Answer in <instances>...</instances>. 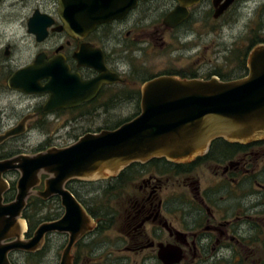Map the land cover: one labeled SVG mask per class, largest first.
Listing matches in <instances>:
<instances>
[{"label": "flooded vegetation", "instance_id": "flooded-vegetation-1", "mask_svg": "<svg viewBox=\"0 0 264 264\" xmlns=\"http://www.w3.org/2000/svg\"><path fill=\"white\" fill-rule=\"evenodd\" d=\"M249 1L200 0L178 12L182 8L177 0H143L122 19L97 26L83 37L53 31L61 26L57 0H52L54 10L50 14L33 9L27 23L36 11L54 21L45 40L37 42L27 32L31 39L27 50L21 51L12 43L0 47V138L12 134L0 142V161L27 156L24 147H28L36 128L55 127L49 134L52 139L42 141L36 155L69 148L88 134L117 130L140 115L141 90L155 79L222 81L232 77L237 70V51L230 48L223 52L230 56L225 58L229 74L216 70L203 78L202 42L205 36L221 39L224 30L231 32L238 12L248 10ZM27 3L0 0V22L17 19L19 15L12 9ZM262 9L264 13V0ZM257 46H264V35L251 36L243 53L249 54ZM35 63L42 77L38 82L41 92L28 94L24 92L28 90L25 77L15 76ZM48 67L55 70L54 80L43 72ZM49 83V91L44 90ZM125 106H132L134 113L121 119ZM110 120L118 122L109 126ZM101 121L103 128H91ZM226 143L229 152L222 155L216 150L213 158L207 157L209 147L206 155L190 162L152 159L132 163L105 180L68 181L65 190L91 220L90 229L72 245V264H128L132 255L137 264H164L159 258L161 249L166 260L175 259L170 251L180 254V261L173 264H264V138L245 144ZM201 169V180L190 176ZM11 173H19L4 176L8 192L14 187L15 198L17 182L10 185L6 180ZM178 176H184L183 191H166L170 179ZM45 179L41 176L35 192L44 190ZM127 187L134 191L129 193ZM32 196L25 210L31 201L39 199L45 203L40 217L46 208L55 215L38 225L61 218L63 207L58 197L44 201ZM115 200L118 211L110 206ZM97 207L109 211L106 218L98 217ZM22 220L24 239L28 240L35 230L28 235L23 214ZM56 235L65 236L68 242V234H47L38 250L12 252L10 262L17 264L12 257L20 252L25 264H42L44 255L38 256L37 263L28 256L44 251L46 241ZM110 244L122 246L113 261Z\"/></svg>", "mask_w": 264, "mask_h": 264}, {"label": "water", "instance_id": "water-1", "mask_svg": "<svg viewBox=\"0 0 264 264\" xmlns=\"http://www.w3.org/2000/svg\"><path fill=\"white\" fill-rule=\"evenodd\" d=\"M61 26L78 37L97 26L120 20L143 0H57ZM186 10L200 0H177ZM187 17V14H184ZM54 21L36 11L27 23L28 34L43 42ZM171 26H174L172 24ZM247 75L228 82L217 78L208 81H179L158 78L141 90V113L114 131L88 134L62 150H48L35 156H20L0 161V264H12V252H33L51 233L68 234L67 245L59 264H72L71 249L77 237L90 229V218L73 196L65 190L70 180L97 181L116 176L132 163L165 159L185 163L208 153L214 140L245 144L264 138V46L253 48L246 59ZM38 63L16 73L25 77L28 94L40 93ZM43 72L55 79L54 68ZM25 83V84H26ZM52 83V82H51ZM49 83L44 90L49 91ZM55 97L52 96L51 103ZM12 134L0 138L8 139ZM17 171L14 201L4 202L9 185L4 176ZM44 180V190H34ZM46 201L58 197L63 207L60 219L38 225L30 239H24L23 211L31 195ZM174 260H166L164 249L159 258L164 264L180 261V254L170 251Z\"/></svg>", "mask_w": 264, "mask_h": 264}, {"label": "rangeland", "instance_id": "rangeland-1", "mask_svg": "<svg viewBox=\"0 0 264 264\" xmlns=\"http://www.w3.org/2000/svg\"><path fill=\"white\" fill-rule=\"evenodd\" d=\"M16 1V0H13ZM27 6H17L14 7L13 13L19 15L17 19L12 20L11 22H0V47H4L7 44H15L19 50H27L31 44V39L27 34V19L30 17L31 11L38 7L39 11L50 14L54 8L52 0H27ZM15 4L16 2H12ZM263 0H250L248 2V10H241L237 14L236 22L232 25L231 32L228 30H224V35H222L221 39L219 36L213 37L211 35L205 36L204 41L202 42L203 49V78H206L208 75L212 74L216 70L223 75L229 74V65L225 63V58H229L230 56L225 55L223 52L226 49H230L239 51L243 53L244 48L249 46V39L251 36L256 35H264V13L262 9ZM255 32H252V29H255ZM262 28V31L259 34V29ZM14 46V45H13ZM236 56V55H235ZM160 60V59H158ZM231 64V63H229ZM229 80L235 78V75L232 77H228ZM232 78V79H231ZM134 113V108L132 106H125L123 116L121 119H127L131 117ZM111 121V122H110ZM109 126L114 125L117 123V120H110ZM107 125V124H106ZM104 122H96L93 129L103 128ZM51 132H55L54 126H48L43 129L36 128L34 131V135L31 140L28 142V147H24V154L27 156H35V151L39 147V145L44 140L52 139L49 137ZM52 135V134H51ZM46 152V151H44ZM5 153V152H3ZM201 170L195 171L194 176L193 173L190 175L192 177H196L200 179ZM47 177V176H46ZM209 173L207 174L206 179H208ZM19 179V174L11 173L6 177V180L11 184H16L17 180ZM184 176L173 177L169 181V185L166 191H173L174 193H180L183 191L184 184H183ZM201 180V179H200ZM139 182V181H137ZM126 191L133 192L132 187H127ZM35 194L32 196L34 197ZM120 200H117L119 202ZM48 205L51 207L55 206L54 202H49ZM111 207H116L118 211V206L115 201H111ZM52 213L51 210L46 208L43 214ZM67 242V238L62 235H56L49 237V240L46 241V249L44 254V259L42 264H59L60 255L62 250ZM122 246L116 244H110L109 249L113 251L114 254H111V257H114L113 260L117 258V250H120ZM13 260L17 262V264H25L24 258L22 253H15L12 257ZM134 255L129 260L128 264H137ZM93 263V261H89L88 264Z\"/></svg>", "mask_w": 264, "mask_h": 264}, {"label": "trees", "instance_id": "trees-1", "mask_svg": "<svg viewBox=\"0 0 264 264\" xmlns=\"http://www.w3.org/2000/svg\"><path fill=\"white\" fill-rule=\"evenodd\" d=\"M247 55H248V51L241 54L238 51L236 52V61H237V70L235 72V78L232 80H238V79H242L247 75V68H246V59H247ZM222 81L228 82L231 81L229 80V78H224L222 79ZM219 147V149H217ZM230 149V145H228L226 142H224L222 139H217L214 140L211 145H210V153L208 154V158H213L214 153L216 152V150H218L222 155H225L229 152ZM164 160V159H163ZM71 191V189H69ZM14 187H12L11 191L8 192L6 194V196L4 197V201H12L14 199ZM72 193V191H71ZM45 206V203L39 199H34L33 201H31V203L28 204L27 209L23 212V218L26 219L28 221V235L32 234V232L35 230L36 226L42 221V219L45 220H52L53 217L55 216L52 213H47L45 214L43 217H40L41 211L43 210ZM110 208V207H109ZM108 208V210H110ZM94 209V208H93ZM97 213H98V217L100 218H106V214H108L109 211H107V213L102 211V208H96ZM101 219V222H102ZM46 249V248H45ZM45 254V250L36 253V254H31L28 257L29 258H35L36 259V263L39 260L38 256L40 257L41 255Z\"/></svg>", "mask_w": 264, "mask_h": 264}]
</instances>
